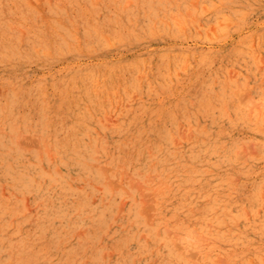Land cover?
Masks as SVG:
<instances>
[{
    "label": "rangeland",
    "instance_id": "1",
    "mask_svg": "<svg viewBox=\"0 0 264 264\" xmlns=\"http://www.w3.org/2000/svg\"><path fill=\"white\" fill-rule=\"evenodd\" d=\"M0 1V156H3L2 158L0 157V264H166L167 262V264H246L247 262H249L250 264H264V0H52L50 4L48 3L50 0H28L32 3L28 2L27 0L26 2H24L25 0ZM11 2L13 5L11 4ZM35 2L37 3L35 4ZM72 2L75 3L73 4ZM154 2L155 4H152ZM28 3L30 5H33L30 7ZM40 3L41 6H39ZM68 3L71 4L70 7ZM34 5H38L39 7ZM120 5L122 6V8ZM146 5L148 8L146 7ZM194 5L197 7H195ZM27 6H29V8ZM103 6L105 9H103ZM184 6L186 7L184 8ZM72 7L74 10L71 9ZM27 8L28 10H26ZM129 8L131 9V12L129 11ZM145 9H147L146 11L148 13L151 11L149 13L150 16L145 11ZM1 10H3L4 12ZM98 10L99 13L96 12ZM182 10L186 15L183 14ZM216 11L218 12L216 13ZM59 12H61V16H59ZM136 14L137 16L135 17ZM196 14L198 15V17ZM14 15L18 16L15 17ZM112 15H114L115 17ZM125 15L128 17H126ZM188 16L191 17L189 18ZM36 17H38L39 19ZM75 17H78L80 19ZM200 17L202 18L200 19ZM90 18L92 20H90ZM134 18H136L138 21ZM145 18L149 20H146ZM8 19L11 22H9ZM50 19L53 21H51ZM70 19L71 21L69 23ZM239 19H242L243 21ZM59 20H61V22ZM132 21L135 22V24H133ZM161 21L163 24H161ZM186 21L189 24L186 23ZM4 22L6 26L2 25ZM21 22H24L25 24H21ZM76 22L78 23V25ZM105 22L106 24H104ZM150 22L152 23V25H154L152 26ZM178 22H180L179 25ZM11 23H14L15 25H11ZM64 24L66 25L64 26ZM187 24L189 26L188 28ZM29 25H32L30 26L31 28L29 27ZM54 25L57 30L55 29ZM118 25L121 27V29L120 27L117 28ZM170 25H172V27ZM125 26L126 29H124ZM35 27L36 29L38 28L37 30L39 32L37 30L35 31ZM73 28L77 29L75 30ZM53 29L58 31L59 37L57 36L58 34H56L57 32ZM133 29L135 30V32ZM50 30L52 31L53 37L55 38H52ZM170 30L173 34H170ZM21 31L23 33H21L20 35ZM129 31L132 35L128 33ZM54 32L60 40L56 38V36H54ZM116 32L118 35L114 34ZM121 32L123 36L121 35ZM162 32L164 33V35ZM154 33L157 34L155 35ZM124 36L126 37V39H124ZM201 36L204 39H201ZM218 37L221 39L219 40ZM98 38L100 39L98 40ZM106 39H109L110 41H107ZM61 40L66 41L65 47H63L64 44L60 43ZM96 40L98 41L96 42ZM121 40L122 42L124 41V44L121 43ZM65 41H62V43H64ZM243 41L246 43H243ZM98 42L101 43L99 44ZM13 44L16 46L14 47ZM55 44L61 45L60 47L56 45V48ZM94 44L97 46H95ZM239 44L242 46H239ZM43 46H45V48ZM47 46L49 47V49L47 48ZM53 46H55V48H53ZM68 46L69 48H67ZM123 46H126V49ZM33 47L35 50L33 49ZM182 47L184 49H182ZM186 47L188 48V50ZM233 47L235 50L233 49ZM86 48L88 50H86ZM78 49L81 50L82 53L81 51L79 52ZM90 50L91 52H89ZM136 50L137 52H135ZM35 52L37 53V55ZM159 52H161L162 54ZM226 52L227 54H225ZM177 53H179V55H177ZM3 54H5L6 56L4 57ZM229 54H231L233 58ZM28 55H30L31 57ZM167 55L169 56L167 57ZM161 56L163 57L162 59ZM172 56L175 59L172 60ZM200 56L201 58H199ZM180 57L182 58L180 59ZM229 58L231 59L230 61ZM137 59L139 61H137ZM209 59L210 62L212 61L213 63H210ZM222 59H224V62L222 61ZM143 62L145 63L143 64ZM201 62L203 63V65ZM81 64H85V66ZM124 64L128 66H125ZM152 64L155 66H153ZM197 64L198 66H196ZM113 65H115L116 69ZM223 66L225 68H223ZM245 66L247 68H244ZM157 68H159L160 70H158ZM146 69L147 71H149L147 72ZM105 70L106 74L104 73ZM211 70L214 71L211 72ZM127 72L130 73L131 76ZM107 73H110L109 76ZM91 74L94 75L91 76ZM79 75L80 77H78ZM137 75L139 76L137 77ZM238 75H241L242 77ZM83 76L84 78L82 79ZM89 76L91 77L89 78ZM175 76L176 78H174ZM190 77L192 79H190ZM195 77L196 79H194ZM100 78H104L108 81H105L104 79H102L101 81ZM155 78L159 81H157ZM205 79L209 82H205ZM186 80L187 82H185ZM128 81L130 82L128 83ZM180 81H182L183 83ZM141 82H143L144 84ZM110 83L113 84L111 85ZM94 84L95 86L100 88H96ZM128 84L129 86H127ZM19 86L21 90L19 89ZM116 87L117 90L119 89L118 91L115 90ZM153 87H155V89ZM27 88H29V90ZM123 89H125L126 92ZM206 89L208 92L205 91ZM98 90L103 91L99 92ZM185 91L188 92V94ZM87 92H89L90 95ZM91 92L93 94H91ZM94 93L97 94L95 95ZM183 93H185V95H183ZM212 94L216 96H213ZM232 94L234 96H232ZM117 95L118 98H116ZM239 96H241L240 99H245V101L242 100L244 103L247 99L251 100L252 102L243 104L242 101H239ZM94 97L96 99H94ZM106 97H109V99H106ZM158 97L160 99H158ZM168 97L171 99H169ZM91 98L93 101L91 100ZM102 99L103 101H101ZM185 100L187 103L185 102ZM9 101H12L13 103ZM190 101L191 104L189 103ZM128 102L130 103V105ZM140 102H142L143 107H141ZM216 103L219 107L216 106ZM46 104L48 105L46 106ZM250 104L252 105L251 109L253 110H250ZM247 105L249 106L247 107ZM12 107L13 109H10ZM188 107H190V111L187 110ZM129 108L131 109L130 111H128ZM181 108H183L184 110ZM3 109H6L7 111H4ZM212 109L215 112H213ZM83 110H86V112H84ZM122 111L125 112L123 113ZM241 111H243L244 113ZM250 111L254 113L251 115L252 112ZM81 112H84L86 116ZM188 112H190V114ZM255 112L258 114H256ZM245 113H247L248 116ZM6 114H8L9 117H7ZM87 114L92 118H90ZM120 114L121 118L119 116ZM173 115L175 116L173 117ZM258 115L262 117H260L259 119ZM39 116L40 118H38ZM95 118L98 119L96 120ZM205 118L206 120H204ZM249 118L251 119V121ZM167 119L171 120V122ZM219 119L222 120V123ZM244 119H248L249 123H247L248 121L245 122ZM76 120H78L80 124L78 121L76 122ZM127 120L129 122H127ZM231 121L233 123H231ZM240 121H242L243 123L241 124ZM75 122L77 124H75ZM185 122H187V124H185ZM236 122L237 124H235ZM97 124L99 127L97 126ZM114 125L116 126V128ZM233 125L235 126L233 127ZM118 126L119 128H117ZM204 126L206 129L203 128ZM121 127L123 128L121 129ZM172 127L174 128L172 129ZM75 128L77 129L75 130ZM255 131L257 133H255ZM164 132H168V134ZM173 132H175V135H173ZM73 133L76 135V138ZM131 133L133 134V136L131 135ZM134 133H136V135ZM83 134H85L86 136ZM190 136L192 137L191 140ZM181 138H183L185 141H182ZM216 138L217 143H215ZM187 139L189 140L187 141ZM174 140H176V142H174ZM201 140H203V144L201 143ZM219 141H222V143H220ZM76 142L78 143L76 144ZM138 143L139 145H137ZM151 143L154 144L152 145ZM86 144L88 145L86 146ZM67 146L69 147L65 148ZM130 146L131 148H129ZM189 147L191 148L189 149ZM65 149L68 151L66 152ZM201 150L203 152H201ZM131 153H133V157L132 155H130ZM18 154L21 156H19ZM65 154L66 156H64ZM180 156H182V158ZM242 156H244V159L240 160ZM121 157L125 158V160ZM189 158H191L190 162ZM196 158L197 161H195ZM235 158L237 161L235 160ZM226 159L228 162L226 161ZM244 160L246 161L244 162ZM131 161H134L133 164ZM8 163H10V165ZM238 165H240L241 168ZM233 166L235 168H233ZM252 168L254 170H252ZM15 169H17V171ZM247 170L249 171V174L247 173ZM228 172L232 173L227 174ZM170 176L172 179H169ZM18 177L20 179H17ZM174 179L177 181H174ZM19 180L22 184H19ZM250 181H252V183ZM57 183L60 185H58ZM174 185L176 186L175 188ZM194 186H197L198 188ZM199 186H201L200 190ZM18 187L20 188V190ZM23 188L26 189L24 190ZM215 188L217 190H220L216 191ZM67 189L68 191H66ZM173 191H177L178 194ZM188 193L192 195H189ZM204 193H207V195ZM228 193H230V195H228ZM10 194H13V196ZM182 194H185L184 196L187 200H184V196ZM255 194L259 197L255 196ZM214 195L217 196L213 197ZM191 198H193V200H191ZM196 200L197 203L195 202ZM225 200L227 201L226 203ZM261 200L262 202H260ZM4 201H6V203H4ZM251 201L253 203V206ZM9 203L11 204V206ZM187 205H189V207ZM164 206H166V208ZM208 206H210V208ZM11 207L13 208L11 209ZM246 207H248V209ZM153 209H157V211H155L156 213L153 212ZM189 209H191L192 211H189ZM240 209L244 210L241 211ZM172 213L176 214L173 215ZM189 213L191 216L189 215ZM237 215L238 217H236ZM195 216L197 220L195 219ZM249 219L255 221L253 222ZM148 226L150 227V229ZM188 227H190L191 230ZM191 236L197 237L199 241L197 238H192ZM216 237H218L217 240L215 239ZM143 238H145V240ZM128 239L131 241H129ZM191 241L193 243H191ZM231 241H233V243ZM171 242L174 246L171 244ZM198 242L201 245H198ZM194 243L197 244L193 245ZM234 244H236L237 246H235ZM146 245L148 247H146L148 251L145 248ZM159 245L163 248L159 247ZM211 245L215 248H211ZM118 246L120 247L118 248ZM72 249L74 251H72ZM210 252H212V254ZM258 253L259 255L257 256ZM155 255H157L158 257ZM182 255L184 258L182 257ZM234 256H237V259ZM178 260H181V262H178ZM232 261H234L235 263Z\"/></svg>",
    "mask_w": 264,
    "mask_h": 264
},
{
    "label": "bare ground",
    "instance_id": "2",
    "mask_svg": "<svg viewBox=\"0 0 264 264\" xmlns=\"http://www.w3.org/2000/svg\"><path fill=\"white\" fill-rule=\"evenodd\" d=\"M23 1H24V0H23ZM23 1H22V2H23ZM27 1H28V0H27ZM31 1H33V0H31ZM36 1H37V0H36ZM45 1H46V0H45ZM51 1H52V0H50L48 3L50 4ZM69 1H70V0H69ZM89 1H90V0H89ZM98 1H99V0H98ZM112 1H113V0H112ZM117 1H118V0H117ZM138 1H139V0H138ZM138 1H137V2H138ZM143 1H144V0H143ZM148 1H149V0H148ZM162 1H163V0H162ZM162 1H161V2H162ZM164 1H165V0H164ZM200 1H201V0H200ZM0 2H1V1H0ZM24 2H26V0H25ZM28 2H30V1H28ZM38 2H39V1H38ZM57 2H58V1H57ZM65 2H67V1H65ZM96 2H97V1H96ZM151 2H152V1H151ZM155 2H157V1H155ZM155 2L152 3V4H155ZM166 2H167V1H166ZM206 2H207V1H206ZM14 3H15V2H14ZM18 3H20V2H18ZM30 3H32V2H30ZM36 3H37V2H35V4H36ZM46 3H47V2H46ZM53 3H54V2H53ZM72 3L74 4L75 2H72ZM101 3H102V1H101ZM104 3H105V2H104ZM128 3H129V2H128ZM128 3H127V4H128ZM146 3H147V2H146ZM182 3H183V2H182ZM182 3H181V4H182ZM1 4H4V3H1ZM11 4H12V2H11ZM26 4H27V3H26ZM28 4H29V3H28ZM68 4H69V3H68ZM79 4H80V3H79ZM95 4H96V3H95ZM106 4H107V3H106ZM119 4H120V2H119ZM122 4H124V3H122ZM131 4H132V3H131ZM159 4H160V3H159ZM165 4H166V3H165ZM165 4H164V5H165ZM199 4H200V3H199ZM199 4H197V5H199ZM6 5H7V4H6ZM12 5H13V4H12ZM16 5H17V4H16ZM18 5H19V4H18ZM29 5H30V4H29ZM32 5H33V4H32ZM32 5H30V7H31ZM38 5H39V4H38ZM38 5H34V6H38ZM117 5H118V4H117ZM132 5H133V4H132ZM136 5H137V3H136ZM141 5H142V3H141ZM141 5H140V6H141ZM168 5H169V4H168ZM168 5H167V6H168ZM190 5H191V4H190ZM190 5H189V6H190ZM39 6H41V3H40ZM39 6H38V7H39ZM67 6H68V5H67ZM70 6H71V4H69V7H70ZM76 6H77V4H76ZM80 6H81V5H80ZM84 6H85V5H84ZM90 6H91V5H90ZM105 6H106V5H105ZM120 6H121V5H120ZM125 6H126V5H125ZM125 6H124V9H125ZM167 6H166V7H167ZM174 6H175V5H174ZM177 6H178V5H177ZM179 6H180V5H179ZM182 6H183V5H182ZM191 6H192V5H191ZM194 6H195V5H194ZM223 6H224V5H223ZM1 7H2V6H1ZM4 7H5V5H4ZM12 7H13V6H12ZM27 7L29 8V6H27ZM85 7H86V6H85ZM96 7H97V6H96ZM146 7H147V5H146ZM149 7H150V6H149ZM156 7H157V6H156ZM185 7H186V6H184V8H185ZM195 7H197V6H195ZM28 8H27L26 10H28ZM32 8H33V7H32ZM82 8H84V7H82ZM82 8H81V9H82ZM92 8H93V7H92ZM121 8H122V6H121ZM142 8H143V7H142ZM147 8H148V7H147ZM150 8H151V7H150ZM152 8H153V7H152ZM168 8H169V7H168ZM168 8H167V9H168ZM193 8H194V7H193ZM208 8H209V6H208ZM219 8H220V7H219ZM222 8H223V7H222ZM0 9H1V8H0ZM5 9H6V8H5ZM38 9H39V8H38ZM44 9H45V8H44ZM71 9H73V7H72ZM78 9H79V8H78ZM86 9H87V8H86ZM103 9H105L104 6H103ZM103 9H102V10H103ZM182 9H183V8H182ZM197 9H198V8H197ZM9 10H10V9H9ZM17 10H18V9H17ZM17 10H16V11H17ZM31 10H32V9H31ZM48 10H49V9H48ZM55 10H56V9H55ZM64 10H65V8H64ZM73 10H74V9H73ZM87 10H88V9H87ZM95 10H96V8H95ZM102 10H101V13H102ZM106 10H108V9H106ZM115 10H116V9H115ZM115 10H114V11H115ZM118 10H119V8H118ZM121 10H123V9H121ZM130 10H131V9L129 8V11H130ZM135 10H137V9H135ZM146 10H147V9H145V11H146ZM159 10H160V9H159ZM193 10H194V9H193ZM205 10H206V9H205ZM214 10H215V9H214ZM1 11H3V10H1ZM32 11H33V10H32ZM36 11H37V10H36ZM40 11H41V10H40ZM50 11H52V10H50ZM62 11H63V10H62ZM62 11H61V12H62ZM141 11H142V10H141ZM182 11H183V10H182ZM3 12H4V11H3ZM3 12H2V13H3ZM6 12H7V11H6ZM17 12H18V11H17ZM53 12H55V11H53ZM61 12H59V16L62 15V14L60 15ZM64 12H65V11H64ZM92 12H93V11H92ZM96 12L99 13V10L96 11ZM106 12H107V11H106ZM116 12H117V10H116ZM120 12H121V11H120ZM126 12H127V10H126ZM130 12H131V11H130ZM135 12H136V11H135ZM138 12H139V11H138ZM146 12H147V11H146ZM150 12H151V11H150ZM150 12H149V13H150ZM192 12H193V11H192ZM197 12H198V11H197ZM217 12H218V11H216V13H217ZM8 13H9V12H8ZM10 13H11V12H10ZM12 13H13V12H12ZM26 13H28V12H26ZM37 13H40V12H37ZM37 13H36V14H37ZM48 13H49V12H48ZM56 13H57V12H56ZM62 13H63V12H62ZM73 13H74V11H73ZM88 13H89V12H88ZM107 13H108V12H107ZM117 13H118V12H117ZM136 13H137V12H136ZM147 13H148V12H147ZM149 13H148V15L150 16ZM159 13H160V12H159ZM205 13H206V12H205ZM16 14H17V13H16ZM33 14H34V13H33ZM50 14H51V12H50ZM57 14H58V13H57ZM86 14H87V12H86ZM93 14H95V13H93ZM105 14H106V13H105ZM115 14H116V13H115ZM141 14H142V13H141ZM151 14H152V13H151ZM183 14H184V11H183ZM189 14H192V13H189ZM206 14H207V13H206ZM240 14H241V13H240ZM240 14H239V15H240ZM26 15H27V14H26ZM74 15H75V13H74ZM81 15H82V14H81ZM81 15H80V16H81ZM88 15H89V14H88ZM127 15H128V14H127ZM139 15H140V14H139ZM148 15H146V16H148ZM152 15H153V14H152ZM152 15H151V16H152ZM184 15H186V14H184ZM196 15H197V14H196ZM4 16H5V15H4ZM4 16H3V17H4ZM14 16H15V15H14ZM17 16H18V15H17ZM17 16H15V17H17ZM84 16H85V15H84ZM112 16H114V15H112ZM117 16H118V15H117ZM120 16H121V15H120ZM125 16H126V15H125ZM130 16H132V15H130ZM136 16H137V14L135 15V17H136ZM205 16H206V15H205ZM205 16H204V17H205ZM242 16H243V15H242ZM15 17H13V18H15ZM23 17H24V16H23ZM33 17H34V16H33ZM33 17H32V18H33ZM38 17H39V16H38ZM38 17H36V18H38ZM40 17H41V15H40ZM43 17H44V15H43ZM91 17H92V16H91ZM114 17H115V16H114ZM126 17H128V16H126ZM158 17H160V16H158ZM174 17H175V16H174ZM177 17H178V16H177ZM188 17H189V16H188ZM188 17H187V18H188ZM190 17H191V16H190ZM190 17H189V18H190ZM197 17H198V15H197ZM206 17H207V16H206ZM210 17H212V16H210ZM218 17H219V16H218ZM4 18H5V17H4ZM20 18H21V17H20ZM20 18H19V19H20ZM75 18H78V17H75ZM75 18H74V19H75ZM104 18H105V17H104ZM117 18H118V17H117ZM120 18H121V17H120ZM132 18H133V17H132ZM140 18H141V17H140ZM147 18H148V17H147ZM147 18H145V19H146V20H149V19H147ZM175 18H176V17H175ZM181 18H182V17H181ZM201 18H202V17H200V19H201ZM220 18H221V17H220ZM220 18H219V19H220ZM230 18H231V17H230ZM28 19H29V18H28ZM38 19H39V18H38ZM78 19H80V18H78ZM93 19H94V18H93ZM109 19H110V18H109ZM111 19H112V18H111ZM115 19H116V18H115ZM134 19L137 20L136 18H134ZM143 19H144V16H143ZM150 19H151V18H150ZM153 19H154V17H153ZM161 19H162V17H161ZM179 19H180V18H179ZM204 19H205V18H204ZM217 19H218V18H217ZM232 19H233V17H232ZM236 19H237V18H236ZM5 20H7V19H5ZM24 20H25V19H24ZM32 20H33V19H32ZM40 20H41V19H40ZM50 20H51V19H50ZM55 20H56V19H55ZM55 20H54V21H55ZM83 20H84V19H83ZM83 20H82V21H83ZM87 20H88V19H87ZM90 20H92V19L90 18ZM117 20H118V19H117ZM120 20H123V19H120ZM146 20H145V21H146ZM159 20H160V19H159ZM171 20H172V19H171ZM194 20H196V19H194ZM198 20H199V18H198ZM207 20H208V19H207ZM224 20H225V19H224ZM239 20H242V19H239ZM1 21H2V20H1ZM8 21H9V19H8ZM19 21H20V20H19ZM36 21H37V20H36ZM51 21H53V20H51ZM59 21L61 22V20H59ZM64 21H65V20H64ZM70 21H71V19L69 20V23H70ZM93 21H94V20H93ZM106 21H107V20H106ZM108 21H109V20H108ZM111 21H113V20H111ZM111 21H110V22H111ZM125 21H126V20H125ZM137 21H138V20H137ZM166 21H167V20H166ZM233 21H234V20H233ZM242 21H243V20H242ZM9 22H11V21H9ZM30 22H31V20H30ZM55 22H56V21H55ZM96 22H97V21H96ZM110 22H109V23H110ZM115 22H116V21H115ZM132 22H133V21H132ZM170 22H171V21H170ZM176 22H177V21H176ZM193 22H194V21H193ZM196 22H197V21H196ZM196 22H195V23H196ZM212 22H213V21H212ZM215 22H216V21H215ZM240 22H241V21H240ZM23 23H24V22H23ZM23 23L21 22V24H23ZM64 23H65V22H64ZM76 23H77V22H76ZM83 23H84V22H83ZM101 23H102V22H101ZM111 23H112V22H111ZM121 23H123V22H121ZM143 23H144V22H143ZM150 23H151V22H150ZM171 23H172V22H171ZM179 23H180V22H178V25H179ZM186 23H188V22L186 21ZM244 23H245V22H244ZM0 24H1V23H0ZM12 24H14V23H11V25H12ZM16 24H17V23H16ZM24 24H25V23H24ZM28 24H29V23H28ZM34 24H35V20H34ZM96 24H98V23H96ZM104 24H106V22H105ZM107 24H108V23H107ZM133 24H135V22H133ZM133 24H132V27H133ZM136 24H137V23H136ZM146 24H147V23H146ZM155 24H157V23H155ZM161 24H163L162 21H161ZM165 24H166V23H165ZM181 24H182V23H181ZM188 24H189V23H188ZM188 24H187V28L189 27ZM226 24H227V23H226ZM234 24H235V23H234ZM241 24H242V23H241ZM245 24H246V23H245ZM2 25H5V22H4ZM14 25H15V24H14ZM57 25H58V24H57ZM65 25H66V24H64V26H65ZM77 25H78V23H77ZM81 25H82V24H81ZM119 25H120V24H119ZM119 25L117 26V28L120 27ZM140 25H142V24H140ZM151 25H152V23H151ZM153 25H154V24H153ZM153 25H152V26H153ZM174 25H176V24H174ZM5 26H6V25H5ZM8 26H9V24H8ZM30 26H32V25H29V27H30ZM69 26H70V25H69ZM96 26H97V25H96ZM107 26H108V25H107ZM109 26H110V25H109ZM145 26H146V25H145ZM170 26L172 27V25H170ZM191 26H192V25H191ZM222 26H223V25H222ZM230 26H231V25H230ZM233 26H234V25H233ZM238 26H239V24H238ZM0 27H1V26H0ZM18 27H19V26H18ZM25 27H28V26H25ZM54 27H55V25H54ZM57 27H58V26H57ZM60 27H61V25H60ZM71 27H72V26H71ZM77 27H78V26H77ZM98 27H99V26H98ZM98 27H97V28H98ZM123 27H124V26H123ZM129 27H130V26H129ZM132 27H131V28H132ZM165 27H166V26H165ZM184 27H186V26H184ZM2 28H3V27H2ZM4 28H6V27H4ZM23 28H24V26H23ZM30 28H31V27H30ZM51 28H52V27H51ZM63 28H64V27H63ZM68 28H69V27H68ZM110 28H111V27H110ZM136 28H137V27H136ZM145 28H146V27H145ZM153 28H154V27H153ZM153 28H152V29H153ZM193 28H194V27H193ZM237 28H238V27H237ZM9 29H10V27H9ZM9 29H8V30H9ZM15 29H16V28H15ZM21 29H22V28H21ZM32 29H33V28H32ZM37 29H38V28H37ZM37 29H36V27H35V31H36ZM55 29H56V27H55ZM55 29H53V30H55ZM65 29H67V28H65ZM73 29H75V28H73ZM76 29H77V28H76ZM76 29H75V30H76ZM89 29H90V28H89ZM95 29H96V28H95ZM112 29H113V28H112ZM120 29H121V27H120ZM124 29H126V26H125ZM177 29H178V28H177ZM232 29H233V28H232ZM235 29H236V28H235ZM11 30H12V29H11ZM28 30H29V29H28ZM39 30H40V29H39ZM56 30H57V29H56ZM56 30H55V31H56ZM96 30H97V29H96ZM110 30H111V29H110ZM131 30H132V29H131ZM133 30H134V29H133ZM153 30H154V29H153ZM159 30H160V29H159ZM174 30H175V29H174ZM183 30H185V29H183ZM188 30H189V29H188ZM9 31H10V30H9ZM14 31H15V30H14ZM18 31H20V30H18ZM37 31H38V30H37ZM40 31H41V30H40ZM50 31H51V30H50ZM98 31H99V30H98ZM125 31H126V30H125ZM155 31H156V30H155ZM160 31H161V30H160ZM164 31H165V30H164ZM170 31H171V30H170ZM209 31H210V30H209ZM28 32H29V31H28ZM38 32H39V31H38ZM56 32H57L56 34H58V31H56ZM60 32H61V31H60ZM75 32H76V31H75ZM75 32H74V33H75ZM80 32H81V31H80ZM106 32H107V31H106ZM134 32H135V30H134ZM174 32H175V31H174ZM188 32H189V31H188ZM193 32H194V31H193ZM21 33H23V32L21 31V32H20V35H21ZM24 33H25V32H24ZM66 33H67V32H66ZM66 33H65V34H66ZM98 33H99V32H98ZM123 33H124V32H123ZM128 33L130 34V31H129ZM137 33H138V32H137ZM139 33H140V32H139ZM162 33H163V32H162ZM171 33H172V31L170 32V34H171ZM205 33H206V32H205ZM209 33H210V32H209ZM219 33H220V32H219ZM27 34H28V33H27ZM37 34H38V33H37ZM68 34H69V33H68ZM88 34H89V33H88ZM114 34L118 35L117 32L114 33ZM135 34H136V33H135ZM148 34H149V33H148ZM154 34L156 35L157 33H154ZM154 34H153V35H154ZM165 34H166V32H165ZM172 34H173V33H172ZM175 34H176V33H175ZM186 34H187V33H186ZM199 34H200V33H199ZM225 34H227V33H225ZM25 35H26V34H25ZM34 35H35V34H34ZM51 35H52V38H55V37H53L52 31H51ZM89 35H90V34H89ZM93 35H94V34H93ZM101 35H102V33H101ZM101 35H100V36H101ZM121 35H122V32H121ZM130 35H132V34H130ZM139 35H140V34H139ZM141 35H142V34H141ZM145 35H146V34H145ZM163 35H164V33H163ZM189 35H191V34H189ZM212 35H213V34H212ZM212 35H211V36H212ZM218 35H219V34H218ZM1 36H3V35H1ZM35 36H36V35H35ZM38 36H39V35H38ZM42 36H43V35H42ZM44 36H45V35H44ZM46 36H47V35H46ZM54 36H56V35H55V32H54ZM57 36L59 37V34H58ZM57 36H56V38H58ZM91 36H92V35H91ZM91 36H90V37H91ZM107 36H108V35H107ZM122 36H123V35H122ZM122 36H121V37H122ZM134 36H135V35H134ZM168 36H169V35H168ZM172 36H173V35H172ZM215 36H216V35H215ZM219 36H220V35H219ZM222 36H223V35H222ZM225 36H226V35H225ZM9 37H10V36H9ZM11 37H12V35H11ZM19 37H21V36H19ZM22 37H23V36H22ZM30 37H31V34H30ZM66 37H67V36H66ZM87 37H88V35H87ZM104 37H105V35H104ZM124 37H125V36H124ZM146 37H147V36H146ZM151 37H152V36H151ZM154 37H155V36H154ZM164 37H165V36H164ZM177 37H178V36H177ZM184 37H185V36H184ZM193 37H194V36H193ZM195 37H197V36H195ZM255 37H256V36H255ZM16 38H17V37H16ZM37 38H38V37H37ZM47 38H48V37H47ZM60 38H61V35H60ZM74 38H75V37H74ZM108 38H109V37H108ZM113 38H114V37H113ZM115 38H117V37H115ZM118 38H120V37H118ZM130 38H131V37H130ZM139 38H140V37H139ZM218 38H219V37H218ZM218 38H217V39H218ZM20 39H21V38H20ZM20 39H19V40H20ZM33 39H34V38H33ZM39 39H40V38H39ZM58 39H59V38H58ZM69 39H70V38H69ZM72 39H73V38H72ZM78 39H79V38H78ZM84 39H85V38H84ZM90 39H91V38H90ZM99 39H100V38H98V40H99ZM121 39H122V38H121ZM124 39H126V37H125ZM124 39H123V40H124ZM131 39H132V38H131ZM148 39H149V38H148ZM180 39H181V38H180ZM184 39H185V38H184ZM194 39H195V38H194ZM201 39H204V38H202V36H201ZM205 39H206V38H205ZM208 39H209V38H208ZM220 39H221V38H219V40H220ZM28 40H29V39H28ZM52 40H53V39H52ZM59 40H60V39H59ZM59 40H58V41H59ZM67 40H68V39H67ZM92 40H93V39H92ZM98 40H96V42H97ZM106 40L108 41L109 39H106ZM111 40H112V39H111ZM127 40H128V39H127ZM136 40H137V39H136ZM142 40H143V39H142ZM142 40H140V41H142ZM145 40H146V39H145ZM243 40H244V39H243ZM30 41H31V40H30ZM41 41H43V40H41ZM44 41H45V40H44ZM62 41H65V40H61V41H60L61 44H64V46H63V45H62V46L65 47V46H66V45H65L66 41H65L64 43H62ZM70 41H71V40H70ZM72 41H74V40H72ZM79 41H80V40H79ZM89 41H90V40H89ZM109 41H110V40H109ZM124 41H125V40H124ZM124 41H123V42H124ZM131 41H132V40H131ZM187 41H188V40H187ZM212 41H214V40H212ZM217 41H218V40H217ZM17 42H18V41H17ZM39 42H40V41H39ZM46 42H47V41H46ZM56 42H57V41H56ZM85 42H86V41H85ZM101 42H102V41H101ZM101 42H100V43H101ZM119 42H120V41H119ZM119 42H118V43H119ZM123 42H122V40H121V43H123ZM137 42H138V41H137ZM146 42H147V41H146ZM148 42H149V40H148ZM179 42H180V41H179ZM206 42H207V40H206ZM43 43H44V42H43ZM43 43H42V44H43ZM68 43H69V42H68ZM71 43H73V42H71ZM74 43H75V42H74ZM92 43H93V42H92ZM98 43H99V42H98ZM100 43H99V44H100ZM144 43H145V42H144ZM180 43H181V42H180ZM183 43H184V42H183ZM200 43H201V42H200ZM240 43H241V42H240ZM243 43H246V42L243 41ZM39 44H40V43H39ZM45 44H46V43H45ZM61 44H60V45H61ZM76 44H77V43H76ZM87 44H88V43H87ZM95 44H96V43H95ZM95 44H94V45H95ZM112 44H113V43H112ZM123 44H124V43H123ZM141 44H142V43H141ZM156 44H157V42H156ZM174 44H175V43H174ZM174 44H172V45H174ZM202 44H203V43H202ZM204 44H205V43H204ZM1 45H2V44H1ZM13 45H14V44H13ZM19 45H20V44H19ZM33 45H34V44H33ZM33 45H32V46H33ZM46 45H47V44H46ZM56 45L60 47V45L55 44V46H56ZM67 45H68V44H67ZM72 45H73V44H72ZM77 45H78V44H77ZM90 45H91V44H90ZM90 45H89V46H90ZM94 45H93V46H94ZM3 46H4V45H3ZM15 46H16V45H14V47H15ZM55 46H53V48H55ZM57 46H56V48H57ZM95 46H97V45H95ZM102 46H103V45H102ZM113 46H114V45H113ZM113 46H112V47H113ZM152 46H153V45H152ZM152 46H151V47H152ZM178 46H179V45H178ZM239 46H242V45L239 44ZM239 46H238V47H239ZM43 47L45 48V46H43ZM43 47H41V48H43ZM59 47H58V48H59ZM112 47H111V48H112ZM123 47H124V46H123ZM125 47H126V46H125ZM125 47H124V48H125ZM153 47H154V46H153ZM2 48H3V47H2ZM4 48H6V47H4ZM18 48H21V47H18ZM39 48H40V47H39ZM47 48L49 49L48 46H47ZM67 48H69V46H68ZM80 48H81V47H80ZM87 48H88V47H87ZM87 48H86V50H88ZM90 48H91V47H90ZM95 48H96V47H95ZM104 48H105V47H104ZM109 48H110V46H109ZM109 48H107V49H109ZM160 48H161V47H160ZM186 48H187V47H186ZM186 48H185V49H186ZM7 49H8V48H7ZM15 49H16V48H15ZM33 49H34V47H33ZM36 49H38V48H36ZM60 49H61V48H60ZM125 49H126V48H125ZM145 49H146V48H145ZM182 49H184V48L182 47ZM233 49H234V47H233ZM8 50H9V49H8ZM10 50H11V49H10ZM18 50H19V49H18ZM34 50H35V49H34ZM45 50H46V49H45ZM57 50H58V49H57ZM78 50H79V49H78ZM91 50H92V49H91ZM91 50H90L89 52H91ZM96 50H97V49H96ZM141 50H142V49H141ZM157 50H158V49H157ZM170 50H171V49H170ZM172 50H173V49H172ZM187 50H188V48H187ZM203 50H204V49H203ZM229 50H230V49H229ZM234 50H235V49H234ZM4 51H5V50H4ZM47 51H48V50H47ZM47 51H46V52H47ZM59 51H60V50H59ZM70 51H71V48H70ZM80 51H81V50H79V52H80ZM98 51H99V48H98ZM116 51H117V50H116ZM143 51H146V50H143ZM151 51H152V50H151ZM194 51H195V49H194ZM204 51H205V50H204ZM204 51H203V52H204ZM227 51H228V50H227ZM236 51H238V50H236ZM8 52H9V51H8ZM8 52H7V53H8ZM18 52H19V51H18ZM25 52H26V51H25ZM28 52H29V50H28ZM31 52H32V51H31ZM36 52H37V51H36ZM36 52H35V53H36ZM48 52H49V51H48ZM50 52H51V51H50ZM63 52H64V51H63ZM63 52H62V53H63ZM74 52H76V51H74ZM74 52H73V53H74ZM84 52H85V51H84ZM84 52H83V53H84ZM87 52H88V51H87ZM89 52H88V53H89ZM94 52H95V51H94ZM96 52H97V51H96ZM121 52H122V51H121ZM135 52H137V50H136ZM201 52H202V51H201ZM228 52H229V51H228ZM14 53H15V52H14ZM16 53H17V52H16ZM54 53H55V52H54ZM65 53H66V51H65ZM81 53H82V51H81ZM125 53H126V52H125ZM159 53H161V52H159ZM209 53H210V52H209ZM215 53H216V52H215ZM222 53H224V52H222ZM229 53H230V52H229ZM1 54H2V53H1ZM20 54H21V53H20ZM42 54H43V53H42ZM67 54H68V53H67ZM79 54H80V53H79ZM89 54H90V53H89ZM92 54H93V53H92ZM149 54H150V53H149ZM161 54H162V53H161ZM166 54H167V52H166ZM188 54H189V53H188ZM199 54H200V53H199ZM225 54H227V52H226ZM7 55H8V54H7ZM36 55H37V53H36ZM49 55H50V54H49ZM49 55H48V56H49ZM58 55H59V53H58ZM60 55H61V53H60ZM84 55H85V54H84ZM132 55H133V54H132ZM141 55H142V54H141ZM177 55H179V53H177ZM191 55H192V53H191ZM215 55H217V54H215ZM223 55H224V54H223ZM229 55H231V54H229ZM3 56L5 57L6 55L3 54ZM28 56H30V55H28ZM38 56H39V55H38ZM52 56H53V55H52ZM52 56H51V57H52ZM114 56H115V55H114ZM117 56H118V55H117ZM127 56H128V55H127ZM127 56H126V57H127ZM151 56H152V55H151ZM162 56H164V55H162ZM162 56H161V59L163 58ZM168 56H169V55H167V57H168ZM207 56H208V55H207ZM224 56H225V55H224ZM226 56H227V55H226ZM231 56H232V55H231ZM17 57H18V56H17ZM20 57H21V55H20ZM20 57H19V58H20ZM30 57H31V56H30ZM39 57H40V56H39ZM55 57H57V56H55ZM59 57H60V56H59ZM59 57H58V58H59ZM93 57H94V56H93ZM129 57H130V56H129ZM176 57H177V56H176ZM188 57H189V55H188ZM214 57H215V56H214ZM236 57H237V56H236ZM236 57H235V58H236ZM241 57H242V56H241ZM11 58H12V57H11ZM44 58H45V57H44ZM83 58H84V57H83ZM96 58H97V57H96ZM96 58H93V59H96ZM118 58H119V57H118ZM138 58H139V57H138ZM157 58H158V57H157ZM181 58H182V57H180V59H181ZM199 58H201V56H200ZM232 58H233V56H232ZM242 58H243V57H242ZM0 59H1V58H0ZM14 59H15V58H14ZM14 59H13V60H14ZM16 59H17V58H16ZM42 59H43V58H42ZM49 59H50V58H49ZM106 59H107V58H106ZM166 59H168V58H166ZM171 59L173 60V59H175V58H173V56H172ZM177 59H178V58H177ZM193 59H194V58H193ZM197 59H198V58H197ZM197 59H196V60H197ZM210 59H211V56H210ZM210 59H209V62H210ZM214 59H215V58H214ZM214 59H213V60H214ZM238 59H241V58H238ZM10 60H11V59H10ZM23 60H24V59H23ZM84 60H85V59H84ZM89 60H90V59H89ZM99 60H100V59H99ZM110 60H111V59H110ZM127 60H128V59H127ZM135 60H136V59H135ZM163 60H164V59H163ZM194 60H195V59H194ZM230 60H231V59L229 58V61H230ZM234 60H235V59H234ZM86 61H87V60H86ZM86 61H85V62H86ZM97 61H98V60H97ZM102 61H103V60H102ZM104 61H105V60H104ZM137 61H139V60L137 59ZM149 61H150V60H149ZM174 61H175V60H174ZM179 61H180V60H179ZM186 61H187V60H186ZM198 61H199V60H198ZM198 61H197V62H198ZM207 61H208V60H207ZM222 61L224 62V59H222ZM237 61H238V60H237ZM0 62H1V61H0ZM71 62H72V61H71ZM82 62H83V61H82ZM121 62H122V61H121ZM123 62H124V60H123ZM123 62H122V63H123ZM126 62H128V61H126ZM132 62H133V61H132ZM150 62H151V61H150ZM197 62H196V63H197ZM205 62H206V61H205ZM211 62H212V61H211ZM211 62H210V63H211ZM226 62H227V60H226ZM68 63H70V62H68ZM73 63H74V62H73ZM73 63H72V64H73ZM75 63H78V62H75ZM119 63H120V62H119ZM137 63H138V62H137ZM137 63H136V64H137ZM144 63H145V62H143V64H144ZM164 63H165V62H164ZM169 63H170V62H169ZM188 63H189V62H188ZM201 63H202V62H201ZM210 63H209V64H210ZM212 63H213V62H212ZM232 63H233V60H232ZM3 64H4V63H3ZM59 64H60V63H59ZM66 64H67V63H66ZM115 64H116V63H115ZM126 64H127V63H126ZM150 64H151V63H150ZM223 64H224V63H223ZM57 65H58V64H57ZM67 65H68V64H67ZM81 65H84V66H85V64H81ZM124 65H125V64H124ZM152 65H153V64H152ZM168 65H169V64H168ZM186 65H187V64H186ZM202 65H203V63H202ZM210 65H211V64H210ZM226 65H227V64H226ZM234 65H235V64H234ZM72 66H73V65H72ZM77 66H78V65H77ZM113 66H114V68H115V65H113ZM125 66H128V65H125ZM146 66H147V65H146ZM153 66H155V65H153ZM166 66H167V64H166ZM166 66H164V67H166ZM173 66H174V65H173ZM178 66H179V65H178ZM196 66H198V64H197ZM212 66H213V65H212ZM212 66H211V68H212ZM237 66H238V65H237ZM241 66H242V65H241ZM246 66H247V64H246ZM246 66H245L244 68H247ZM31 67H32V66H31ZM80 67H82V66H80ZM107 67H108V66H107ZM111 67H112V66H111ZM133 67H134V66H133ZM140 67H141V65H140ZM164 67H162V68H164ZM185 67H186V66H185ZM218 67H219V66H218ZM221 67H222V66H221ZM229 67H230V66H229ZM238 67H239V66H238ZM249 67H250V66H249ZM60 68H61V67H60ZM72 68H73V67H72ZM126 68H127V67H126ZM130 68H131V67H130ZM189 68H190V67H189ZM204 68H205V67H204ZM213 68H214V67H213ZM223 68H225V67L223 66ZM57 69H58V67H57ZM74 69H75V68H74ZM89 69H90V68H89ZM106 69H107V68H106ZM108 69H109V68H108ZM115 69H116V68H115ZM127 69H128V68H127ZM134 69H135V68H134ZM140 69H141V68H140ZM157 69L160 70L159 68H157ZM193 69H195V68H193ZM215 69H216V67H215ZM236 69H237V67H236ZM241 69H242V68H241ZM68 70H69V69H68ZM70 70H71V69H70ZM112 70H113V69H112ZM112 70H110V71H112ZM123 70H124V69H123ZM123 70H122V71H123ZM128 70H129V69H128ZM183 70H185V69H183ZM191 70H192V69H191ZM251 70H252V69H251ZM251 70H250V71H251ZM52 71H53V70H52ZM52 71H51V72H52ZM64 71H65V70H64ZM88 71H89V70H88ZM93 71H94V70H93ZM110 71H109V72H110ZM116 71H118V70H116ZM126 71H127V70H126ZM131 71H132V70H131ZM146 71H147V69H146ZM148 71H149V70H148ZM148 71H147V72H148ZM166 71H168V70H166ZM173 71H174V70H173ZM213 71H214V70H211V72H213ZM48 72H49V71H48ZM51 72H50V73H51ZM57 72H58V71H57ZM70 72H71V71H70ZM70 72H69V73H70ZM91 72H92V71H91ZM128 72H129V71H128ZM128 72H127V73H128ZM132 72H133V71H132ZM144 72H145V71H144ZM171 72H172V71H171ZM179 72H180V71H179ZM185 72H186V71H185ZM190 72H191V71H190ZM190 72H189V73H190ZM215 72H216V71H215ZM46 73H47V72H46ZM55 73H56V72H55ZM104 73L106 74V70H105ZM110 73H111V72H110ZM110 73H109V74H110ZM125 73H126V72H125ZM133 73H134V72H133ZM138 73H139V72H138ZM140 73H141V72H140ZM155 73H156V72H155ZM159 73H160V72H159ZM181 73H182V72H181ZM216 73H217V72H216ZM223 73H224V71H223ZM250 73H251V72H250ZM83 74H84V73H83ZM88 74H90V73H88ZM102 74H103V73H102ZM107 74H108V73H107ZM109 74H108V76H109ZM122 74H124V73H122ZM128 74L130 75V73H128ZM134 74H135V73H134ZM150 74H151V73H150ZM161 74H162V73H161ZM7 75H8V74H7ZM84 75H85V74H84ZM86 75H87V71H86ZM92 75H94V74H91V76H92ZM98 75H99V73H98ZM153 75H155V74H153ZM168 75H169V74H168ZM178 75H179V73H178ZM190 75H191V74H190ZM195 75H196V73H195ZM219 75H220V74H219ZM226 75H227V74H226ZM39 76H40V75H39ZM55 76H56V75H55ZM73 76H74V75H73ZM73 76H72V77H73ZM91 76H89V78H90ZM102 76H103V75H102ZM102 76H101V77H102ZM105 76H106V75H105ZM108 76H107V77H108ZM110 76H111V75H110ZM114 76H115V74H114ZM130 76H131V75H130ZM138 76H139V75H137V77H138ZM159 76H160V74H159ZM172 76H173V75H172ZM185 76H187V75H185ZM193 76H194V75H193ZM211 76H212V75H211ZM233 76H234V75H233ZM238 76H241V75H238ZM52 77H53V75H52ZM78 77H80V75H79ZM154 77H155V76H154ZM177 77H178V76H177ZM183 77H184V76H183ZM188 77H189V76H188ZM213 77H214V76H213ZM217 77H218V76H217ZM223 77H224V76H223ZM241 77H242V76H241ZM83 78H84V76L82 77V79H83ZM85 78H86V77H85ZM89 78H88V79H89ZM141 78H142V77H141ZM141 78H140V79H141ZM162 78H164V77H162ZM174 78H176V76H175ZM198 78H199V77H198ZM203 78H204V77H203ZM8 79H9V78H8ZM62 79H63V78H62ZM82 79H81V81H82ZM100 79H101V78H100ZM102 79H104V78H102ZM102 79H101V81H102ZM119 79H120V78H119ZM140 79H139V80H140ZM146 79H147V78H146ZM155 79H156V78H155ZM169 79H170V78H169ZM177 79H178V78H177ZM177 79H176V81H177ZM190 79H192V78L190 77ZM194 79H196V77H195ZM236 79H238V78H236ZM104 80H105V79H104ZM124 80H125V79H124ZM127 80H128V79H127ZM139 80H138V81H139ZM143 80H144V79H143ZM156 80H157V79H156ZM161 80H162V79H161ZM174 80H175V79H174ZM205 80H206V79H205ZM207 80H208V78H207ZM207 80H206L205 82H209V81H207ZM220 80H221V79H220ZM4 81H5V80H4ZM6 81H7V80H6ZM73 81H74V80H73ZM92 81H93V80H92ZM95 81H96V80H95ZM105 81H108V80H105ZM109 81H110V79H109ZM111 81H112V80H111ZM116 81H117V80H116ZM133 81H134V80H133ZM157 81H159V80H157ZM189 81H190V80H189ZM189 81H188V82H189ZM194 81H195V80H194ZM218 81H219V80H218ZM222 81H223V80H222ZM241 81H242V80H241ZM2 82H3V81H2ZM88 82H89V81H88ZM129 82H130V81H128V83H129ZM155 82H156V81H155ZM164 82H165V81H164ZM178 82H179V81H178ZM180 82H182V81H180ZM185 82H187V80H186ZM190 82H191V81H190ZM205 82H204V83H205ZM220 82H221V81H220ZM12 83H13V82H12ZM12 83H11V84H12ZM36 83H37V82H36ZM40 83H41V82H40ZM42 83H43V82H42ZM71 83H72V82H71ZM90 83H91V82H90ZM90 83H89V84H90ZM113 83H114V82H113ZM113 83H110V84L112 85ZM118 83H119V82H118ZM141 83H143V82H141ZM145 83H146V82H145ZM153 83H154V82H153ZM182 83H183V82H182ZM217 83H218V82H217ZM89 84H87V85H89ZM121 84H122V83H121ZM143 84H144V83H143ZM157 84H158V83H157ZM166 84H167V83H166ZM172 84H173V83H172ZM176 84H177V83H176ZM179 84H180V83H179ZM194 84H195V83H194ZM202 84H203V83H202ZM230 84H231V83H230ZM20 85H21V84H20ZM37 85H38V84H37ZM73 85H74V84H73ZM73 85H72V86H73ZM96 85H97V84H96ZM104 85H105V84H104ZM107 85H108V84H107ZM125 85H126V84H125ZM133 85H134V84H133ZM139 85H140V84H139ZM177 85H178V84H177ZM43 86H44V85H43ZM54 86H55V85H54ZM64 86H65V85H64ZM68 86H69V85H68ZM81 86H82V85H81ZM90 86H91V85H90ZM94 86H95V84H94ZM99 86H100V85H99ZM121 86H122V85H121ZM127 86H129V84H128ZM162 86H163V85H162ZM168 86H169V85H168ZM171 86H172V85H171ZM187 86H189V85H187ZM199 86H200V85H199ZM203 86H204V85H203ZM213 86H214V85H213ZM31 87H33V86H31ZM39 87H40V86H39ZM69 87H70V86H69ZM69 87H68V88H69ZM82 87H83V86H82ZM95 87H96V88H100V87H97V86H95ZM113 87H114V86H113ZM118 87H119V86H118ZM146 87H147V86H146ZM70 88H71V87H70ZM73 88H74V87H73ZM80 88H81V87H80ZM153 88L155 89V87H153ZM160 88H161V87H160ZM165 88H166V87H165ZM168 88H169V87H168ZM185 88H186V86H185ZM187 88H188V87H187ZM223 88H224V87H223ZM235 88H236V87H235ZM19 89H20V86H19ZM27 89L29 90V88H27ZM37 89H38V88H37ZM63 89H64V88H63ZM66 89H67V88H66ZM87 89H88V86H87ZM109 89H110V87H109ZM130 89H131V88H130ZM188 89H189V88H188ZM193 89H194V88H193ZM193 89H192V90H193ZM195 89H196V88H195ZM202 89H203V88H202ZM217 89H218V88H217ZM219 89H220V88H219ZM225 89H227V88H225ZM11 90H12V89H11ZM13 90H14V89H13ZM20 90H21V89H20ZM25 90H26V88H25ZM74 90H75V89H74ZM76 90H77V89H76ZM107 90H108V89H107ZM115 90H117V87H116ZM118 90H119V89H118ZM118 90H117V91H118ZM123 90H125V89H123ZM136 90H137V89H136ZM140 90H141V89H140ZM192 90H191V91H192ZM198 90H199V89H198ZM230 90H231V89H230ZM22 91H23V90H22ZM71 91H72V89H71ZM86 91H87V90H86ZM86 91H85V92H86ZM88 91H89V90H88ZM98 91L100 92V91H103V90H98ZM141 91H142V90H141ZM145 91H146V90H145ZM156 91H157V90H156ZM199 91H200V90H199ZM205 91H207V89H206ZM210 91H211V90H210ZM214 91H215V89H214ZM217 91H218V90H217ZM56 92H57V91H56ZM60 92H61V91H60ZM67 92H68V91H67ZM81 92H82V91H81ZM109 92H110V91H109ZM115 92H116V91H115ZM125 92H126V90H125ZM149 92H150V91H149ZM153 92H154V90H153ZM166 92H168V91H166ZM172 92H173V91H172ZM179 92H180V90H179ZM185 92H186V91H185ZM207 92H208V91H207ZM17 93H19V92H17ZM32 93H33V92H32ZM87 93L90 95L89 92H87ZM103 93H104V92H103ZM111 93H112V92H111ZM113 93H114V92H113ZM175 93H176V91H175ZM186 93L188 94V92H186ZM194 93H195V92H194ZM212 93H213V92H212ZM82 94H83V93H82ZM91 94H93V93L91 92ZM94 94L96 95L97 93H94ZM101 94H102V93H101ZM104 94H105V93H104ZM115 94H116V93H115ZM137 94H138V93H137ZM153 94H154V93H153ZM158 94H159V93H158ZM205 94H206V93H205ZM214 94H215V92H214ZM76 95H77V94H76ZM111 95H112V94H111ZM181 95H182V93H181ZM183 95H185V93H183ZM210 95H211V94H210ZM212 95H213V94H212ZM225 95H226V94H225ZM20 96H21V95H20ZM77 96H78V95H77ZM112 96H113V95H112ZM122 96H123V95H122ZM141 96H142V95H141ZM158 96H159V95H158ZM213 96H216V95H213ZM213 96H212V97H213ZM227 96H229V95H227ZM232 96H234V95L232 94ZM236 96H237V95H236ZM42 97H44V96H42ZM101 97H103V96H101ZM114 97H115V96H114ZM124 97H125V96H124ZM151 97H153V96H151ZM162 97H163V96H162ZM166 97H167V96H166ZM240 97H241V96H239V99H240ZM242 97H244V96H242ZM72 98H73V97H72ZM72 98H71V99H72ZM76 98H77V97H76ZM98 98H99V97H98ZM107 98L109 99V97H106V99H107ZM116 98H118V95H117ZM130 98H131V97H130ZM133 98H134V97H133ZM133 98H132V99H133ZM168 98H169V97H168ZM177 98H178V97H177ZM203 98H204V97H203ZM217 98H218V97H217ZM217 98H216V99H217ZM219 98H220V97H219ZM43 99H44V98H43ZM43 99H42V100H43ZM79 99H80V98H79ZM89 99H90V98H89ZM94 99H96V98L94 97ZM158 99H160V98L158 97ZM169 99H171V98H169ZM191 99H192V98H191ZM226 99H227V98H226ZM74 100H75V98H74ZM91 100H92V98H91ZM123 100H124V99H123ZM126 100H127V99H126ZM140 100H142V99H140ZM187 100H188V99H187ZM192 100H193V99H192ZM201 100H202V99H201ZM211 100H212V99H211ZM227 100H228V99H227ZM242 100L245 101L244 98H243V99H240L239 101H242ZM24 101H25V100H24ZM83 101H84V100H83ZM83 101H82V102H83ZM92 101H93V100H92ZM101 101H103V99H102ZM138 101H139V99H138ZM144 101H145V100H144ZM182 101H183V98H182ZM193 101H194V100H193ZM217 101H218V100H217ZM232 101H233V100H232ZM9 102H12V101H9ZM25 102H26V101H25ZM45 102H46V101H45ZM82 102H81V103H82ZM97 102H98V101H97ZM104 102H105V101H104ZM121 102H122V99H121ZM149 102H150V100H149ZM185 102H186V100H185ZM248 102L251 103L252 101H251V100H248V99L246 100L245 103L242 101L243 104H246V103H248ZM12 103H13V102H12ZM40 103H43V102H40ZM46 103H47V102H46ZM84 103H85V102H84ZM110 103H111V101H110ZM128 103H129V102H128ZM140 103H141V107H143L142 102H140ZM140 103H139V104H140ZM186 103H187V102H186ZM189 103L191 104V101H190ZM193 103H194V102H193ZM218 103H219V102H218ZM5 104H6V103H5ZM10 104H11V103H10ZM77 104H78V103H77ZM86 104H87V103H86ZM89 104H90V103H89ZM91 104H93V103H91ZM101 104H102V102H101ZM108 104H109V103H108ZM118 104H119V103H118ZM183 104H184V101H183ZM203 104H204V103H203ZM211 104H212V103H211ZM21 105H22V104H21ZM47 105H48V104H46V106H47ZM75 105H76V104H75ZM94 105H95V104H94ZM97 105H98V104H97ZM129 105H130V103H129ZM165 105H166V104H165ZM187 105H188V104H187ZM194 105H195V104H194ZM227 105H228V103H227ZM241 105H242V104H241ZM4 106H5V105H4ZM4 106H2V107H4ZM9 106H11V105H9ZM19 106H20V105H19ZM80 106H81V105H80ZM90 106H92V105H90ZM98 106H99V105H98ZM104 106H105V105H104ZM135 106H136V105H135ZM138 106H139V105H138ZM183 106H184V105H183ZM189 106H191V105H189ZM216 106H217V103H216ZM225 106H226V105H225ZM248 106H249V105H247V107H248ZM250 106H251V107H249L250 110H253V109H251V108H252V105H251V104H250ZM253 106H255V105H253ZM2 107H1V108H2ZM85 107H86V106H85ZM85 107H84V109H85ZM111 107H112V106H111ZM113 107H114V105H113ZM136 107H137V106H136ZM166 107H167V106H166ZM194 107H196V106H194ZM201 107H202V106H201ZM217 107H219V106H217ZM256 107H257V106H256ZM42 108H43V107H42ZM88 108H89V107H88ZM91 108H93V107H91ZM91 108H90V110H91ZM94 108H95V107H94ZM116 108H117V107H116ZM116 108H115V109H116ZM131 108H132V107H131ZM138 108H139V107H138ZM189 108H190V107H188L187 110H189ZM192 108H193V107H192ZM208 108H209V107H208ZM223 108H224V107H223ZM234 108H235V106H234ZM253 108H254V107H253ZM10 109H13V107L10 108ZM43 109H44V108H43ZM46 109H47V108H46ZM99 109H100V108H99ZM139 109H140V108H139ZM181 109H183V108H181ZM181 109H180V110H181ZM228 109H229V108H228ZM3 110H4V109H3ZM5 110H6V109H5ZM5 110H4V111H5ZM92 110H93V109H92ZM125 110H127V109H125ZM130 110H131V109L129 108L128 111H130ZM146 110H147V109H146ZM183 110H184V109H183ZM190 110H191V109H190ZM190 110H189V111H190ZM209 110H211V109H209ZM212 110H213V109H212ZM216 110H217V109H216ZM241 110H242V109H241ZM256 110H257V109H256ZM6 111H7V110H6ZM83 111L86 112V110H83ZM97 111H98V110H97ZM106 111H107V110H106ZM114 111H116V110H114ZM144 111H145V110H144ZM144 111H143V112H144ZM185 111H186V110H185ZM201 111H202V110H201ZM218 111H219V110H218ZM229 111H230V110H229ZM234 111H235V110H234ZM246 111H247V109H246ZM8 112H9V111H8ZM38 112H39V111H38ZM75 112H76V111H75ZM79 112H80V108H79ZM84 112H81V113L84 114ZM100 112H101V110H100ZM122 112H123V111H122ZM122 112H121V113H122ZM124 112H125V111H124ZM124 112H123V113H124ZM196 112H197V111H196ZM213 112H215V111L213 110ZM230 112H231V111H230ZM238 112H239V111H238ZM238 112H237V114H238ZM241 112H243V111H241ZM250 112H252V111H250ZM259 112H260V111H259ZM98 113H99V112H98ZM127 113H128V112H127ZM156 113H157V112H156ZM161 113H162V112H161ZM168 113H169V112H168ZM171 113H172V112H171ZM174 113H175V112H174ZM188 113L190 114V112H188ZM219 113H220V112H219ZM233 113H234V112H233ZM243 113H244V112H243ZM247 113H248V112H247ZM247 113H245V114L248 116ZM253 113H254V112H252L251 115H252ZM255 113H256V112H255ZM45 114H46V113H45ZM50 114H51V113H50ZM143 114H144V113H143ZM154 114H155V113H154ZM176 114H177V113H176ZM181 114H182V113H181ZM256 114H258V113H256ZM6 115H7V117H9L8 114H6ZM14 115H15V114H14ZM47 115H48V114H47ZM84 115L86 116V114H84ZM87 115H88V114H87ZM131 115H132V113H131ZM145 115H146V114H145ZM169 115H170V114H169ZM178 115H179V114H178ZM207 115H208V114H207ZM40 116H41V114H40ZM40 116H39L38 118H40ZM45 116H46V115H45ZM81 116H82V115H81ZM88 116H89V115H88ZM119 116H120V118H121V114H120ZM126 116H127V115H126ZM126 116H125V117H126ZM162 116H163V115H162ZM174 116H175V115H173V117H174ZM203 116H204V114H203ZM4 117H5V116H4ZM48 117H49V116H48ZM51 117H52V116H51ZM77 117H78V116H77ZM89 117H90V116H89ZM94 117H95V116H94ZM169 117H171V116H169ZM198 117H199V116H198ZM217 117H218V116H217ZM232 117H233V116H232ZM249 117H250V116H249ZM258 117H259V119H260V117H262V116H259V115H258ZM36 118H37V117H36ZM38 118H37V119H38ZM43 118H44V117H43ZM52 118H53V117H52ZM90 118H92V117H90ZM143 118H144V117H143ZM143 118H142V119H143ZM153 118H154V116H153ZM179 118H180V117H179ZM203 118H204V117H203ZM224 118H225V117H224ZM226 118H227V117H226ZM246 118H248V117H246ZM45 119H46V118H45ZM95 119H96V118H95ZM97 119H98V118H97ZM97 119H96V120H97ZM123 119H124V118H123ZM184 119H185V118H184ZM249 119H250V118H249ZM253 119H255V118H253ZM257 119H258V118H257ZM38 120H39V119H38ZM43 120H44V119H43ZM47 120H48V119H47ZM73 120H74V119H73ZM82 120H83V119H82ZM87 120H88V119H87ZM91 120H92V119H91ZM91 120H90V121H91ZM129 120H130V119H129ZM131 120H132V119H131ZM167 120H169V119H167ZM180 120H181V119H180ZM188 120H189V119H188ZM204 120H206V118H205ZM204 120H203V122H204ZM219 120H220V119H219ZM230 120H231V119H230ZM237 120H238V118H237ZM237 120H235V121H237ZM244 120H245V119H244ZM49 121H51V120H49ZM49 121H48V122H49ZM77 121H78V120H76V122H77ZM80 121H81V120H80ZM121 121H122V119H121ZM124 121H125V120H124ZM155 121H156V120H155ZM169 121L171 122V120H169ZM185 121H186V120H185ZM189 121H190V120H189ZM220 121H221V123H222V120H220ZM227 121H228V120H227ZM246 121H248L247 123H249V120H248V119L245 120V122H246ZM250 121H251V119H250ZM257 121H258V120H257ZM40 122H41V121H40ZM40 122H39V124H40ZM76 122H75V124H77ZM78 122H79V121H78ZM117 122H118V121H117ZM127 122H129V121L127 120ZM134 122H135V121H134ZM138 122H139V121H138ZM179 122H180V121H179ZM207 122H208V121H207ZM240 122H241V124L243 123L242 121H240ZM252 122H253V121H252ZM16 123H17V120H16ZM19 123H20V122H19ZM25 123H26V122H25ZM28 123H29V122H28ZM43 123H44V122H43ZM93 123H94V122H93ZM141 123H143V122H141ZM163 123H164V121H163ZM166 123H167V122H166ZM175 123H176V122H175ZM192 123H193V122H192ZM231 123H233V122L231 121ZM257 123H258V122H257ZM41 124H42V123H41ZM71 124H72V123H71ZM79 124H80V122H79ZM172 124H173V122H172ZM185 124H187V122H185ZM208 124H210V123H208ZM215 124H216V123H215ZM235 124H237V122H236ZM259 124H260V123H259ZM19 125H20V124H19ZM59 125H60V124H59ZM68 125H69V124H68ZM73 125H74V124H73ZM73 125H72V126H73ZM81 125H82V124H81ZM95 125H96V124H95ZM123 125H124V124H123ZM149 125H150V124H149ZM205 125H206V124H205ZM219 125H220V124H219ZM22 126H23V125H22ZM69 126H70V125H69ZM82 126H83V125H82ZM82 126H81V128H82ZM88 126H91V125H88ZM97 126H98V124H97ZM114 126H115V125H114ZM114 126H113V127H114ZM211 126H212V125H211ZM211 126H210V127H211ZM214 126H215V125H214ZM220 126H221V125H220ZM230 126H231V125H230ZM234 126H235V125H233V127H234ZM14 127H15V126H14ZM17 127H19V126H17ZM77 127H78V126H77ZM83 127H84V126H83ZM98 127H99V126H98ZM223 127H224V126H223ZM245 127H248V126H245ZM245 127H243V128H245ZM255 127H256V126H255ZM115 128H116V126H115ZM115 128H114V129H115ZM117 128H119V126H118ZM122 128H123V127H121V129H122ZM127 128H128V127H127ZM173 128H174V127H172V129H173ZM203 128H205V126H204ZM221 128H222V127H221ZM15 129H16V128H15ZM17 129H19V128H17ZM58 129H59V128H58ZM69 129H70V127H69ZM76 129H77V128H75V130H76ZM89 129H90V128H89ZM108 129H109V128H108ZM137 129H139V128H137ZM205 129H206V128H205ZM224 129H225V127H224ZM247 129H248V128H247ZM254 129H255V128H254ZM257 129H258V128H257ZM59 130H60V129H59ZM65 130H66V128H65ZM73 130H74V129H73ZM91 130H92V129H91ZM123 130H124V129H123ZM196 130H197V129H196ZM211 130H212V129H211ZM225 130H226V129H225ZM230 130H231V129H230ZM240 130H241V129H240ZM251 130H253V129H251ZM251 130H250V131H251ZM62 131H63V129H62ZM78 131H79V130H78ZM81 131H82V129H81ZM92 131H93V130H92ZM108 131H109V130H108ZM133 131H134V130H133ZM143 131H145V130H143ZM203 131H204V130H203ZM209 131H210V130H209ZM233 131H234V130H233ZM245 131H246V130H245ZM245 131H244V132H245ZM247 131H248V130H247ZM59 132H61V131H59ZM67 132H68V131H67ZM67 132H66V133H67ZM71 132H72V131H71ZM79 132H80V131H79ZM101 132H102V131H101ZM106 132H107V131H106ZM110 132H111V131H110ZM114 132H115V131H114ZM138 132H139V131H138ZM141 132H142V131H141ZM171 132H172V131H171ZM253 132H254V131H253ZM257 132H258V130H257ZM257 132L255 131V133H257ZM0 133H1V132H0ZM45 133H46V132H45ZM90 133H91V132H90ZM90 133H89V134H90ZM124 133H125V132H124ZM164 133H166V132H164ZM173 133H174L173 135H175V132H173ZM217 133H218V132H217ZM246 133H247V132H246ZM49 134H50V133H49ZM49 134H48V135H49ZM53 134H54V133H53ZM53 134H52V135H53ZM73 134H74V133H73ZM81 134H82V133H81ZM81 134H80V135H81ZM102 134H103V133H102ZM116 134H117V132H116ZM134 134L136 135V133H134ZM143 134H144V133H143ZM145 134H146V133H145ZM166 134H168V132H167ZM176 134H178V133H176ZM182 134H183V133H182ZM198 134H199V133H198ZM201 134H202V133H201ZM209 134H210V133H209ZM212 134H213V131H212ZM243 134H244V133H243ZM74 135H75V134H74ZM83 135H85V134H83ZM124 135H125V134H124ZM131 135L133 136L132 133H131ZM46 136H47V135H46ZM64 136H65V135H64ZM64 136H63V137H64ZM68 136H71V135H68ZM72 136H73V135H72ZM85 136H86V135H85ZM140 136H141V135H140ZM159 136H160V135H159ZM170 136H171V134H170ZM191 136H192V135H191ZM191 136H190V140H191V138H192ZM193 136H194V135H193ZM208 136H209V135H208ZM208 136H207V137H208ZM231 136H232V135H231ZM233 136H234V133H233ZM255 136H256V134H255ZM119 137H120V136H119ZM119 137H118V138H119ZM123 137H124V136H123ZM125 137H126V136H125ZM153 137H154V136H153ZM164 137H165V135H164ZM173 137H174V136H173ZM181 137H182V136H181ZM183 137H184V135H183ZM204 137H205V136H204ZM213 137H214V136H213ZM60 138H61V136H60ZM75 138H76V135H75ZM82 138H83V137H82ZM138 138H139V137H138ZM140 138H141V137H140ZM146 138H147V137H146ZM174 138H175V137H174ZM196 138H197V137H196ZM196 138H195V139H196ZM221 138H222V137H221ZM221 138H220V139H221ZM236 138H237V137H236ZM1 139H2V137H1ZM46 139H47V138H46ZM50 139H51V138H50ZM86 139H88V138H86ZM121 139H122V138H121ZM181 139H182V141L184 140L183 138H181ZM181 139H180V140H181ZM28 140H29V139H28ZM47 140H48V139H47ZM57 140H58V139H57ZM61 140H62V138H61ZM63 140H65V139H63ZM75 140H76V139H75ZM144 140H145V139H144ZM159 140H160V139H159ZM159 140H158V141H159ZM164 140H165V139H164ZM168 140H169V139H168ZM188 140H189V139H187V141H188ZM206 140H207V139H206ZM224 140H225V138H224ZM1 141H2V140H1ZM68 141H69V140H68ZM79 141H80V140H79ZM126 141H127V140H126ZM130 141H131V140H130ZM141 141H142V140H141ZM158 141H157V142H158ZM184 141H185V140H184ZM202 141H203V140H201V143H202ZM207 141H208V140H207ZM2 142H3V141H2ZM60 142H61V141H60ZM62 142H63V141H62ZM74 142H75V141H74ZM128 142H129V141H128ZM157 142H156V143H157ZM163 142H164V141H163ZM169 142H170V141H169ZM174 142H176V140H174ZM209 142H210V141H209ZM211 142H212V141H211ZM219 142H220V141H219ZM64 143H65V142H64ZM68 143H69V142H68ZM77 143H78V142H76V144H77ZM85 143H86V142H85ZM135 143H136V142H135ZM145 143H146V142H145ZM159 143H160V142H159ZM164 143H166V142H164ZM170 143H171V142H170ZM215 143H217V138H216ZM220 143H222V141H221ZM226 143H227V142H226ZM59 144H60V143H59ZM123 144H126V143H123ZM142 144H143V142H142ZM151 144H152V143H151ZM153 144H154V143H153ZM153 144H152V145H153ZM166 144H167V143H166ZM168 144H169V143H168ZM202 144H203V143H202ZM202 144H201V145H202ZM206 144H207V143H206ZM227 144H228V143H227ZM64 145H65V144H64ZM66 145H67V144H66ZM80 145H81V144H80ZM87 145H88V144H86V146H87ZM114 145H115V144H114ZM134 145H135V144H134ZM137 145H139V143H138ZM190 145H191V144H190ZM199 145H200V143H199ZM52 146H53V145H52ZM57 146H59V145H57ZM57 146H56V147H57ZM132 146H133V145H132ZM168 146H169V145H168ZM174 146H175V145H174ZM182 146H183V145H182ZM193 146H194V144H193ZM0 147H1V146H0ZM40 147H42V146H40ZM62 147H63V146H62ZM68 147H69V146H67V147H65V148H68ZM75 147H76V146H75ZM81 147H82V146H81ZM120 147H121V146H120ZM122 147H123V146H122ZM125 147H126V145H125ZM136 147H137V146H136ZM186 147H187V146H186ZM202 147H203V146H202ZM226 147H227V146H226ZM112 148H113V147H112ZM129 148H131V146H130ZM137 148H138V147H137ZM166 148H167V147H166ZM190 148H191V147H189V149H190ZM196 148H197V147H196ZM227 148H228V147H227ZM106 149H107V148H106ZM119 149H120V148H119ZM133 149H134V148H133ZM208 149H209V148H208ZM208 149H207V150H208ZM210 149H211V148H210ZM69 150H70V149H69ZM81 150H82V149H81ZM107 150H108V149H107ZM127 150H128V149H127ZM127 150H126V151H127ZM141 150H142V149H141ZM165 150H166V149H165ZM187 150H188V149H187ZM211 150H212V149H211ZM231 150H232V149H231ZM58 151H59V150H58ZM60 151H61V150H60ZM65 151L67 152L68 150L65 149ZM70 151H71V150H70ZM87 151H88V150H87ZM87 151H84V152H87ZM113 151H114V150H113ZM115 151H116V150H115ZM120 151H121V150H120ZM122 151H124V150H122ZM162 151H163V150H162ZM198 151H199V150H198ZM228 151H229V149H228ZM12 152H13V151H12ZM14 152H15V151H14ZM18 152H19V151H18ZM62 152H63V151H62ZM66 152H65V153H66ZM71 152H72V151H71ZM81 152H82V151H81ZM132 152H133V151H132ZM142 152H143V151H142ZM164 152H165V151H164ZM189 152H190V151H189ZM189 152H188V153H189ZM201 152H203V151L201 150ZM253 152H255V151H253ZM22 153H24V152H22ZM59 153H60V152H59ZM59 153H58V154H59ZM73 153H75V152H73ZM104 153H105V152H104ZM118 153H119V151H118ZM162 153H163V152H162ZM165 153H166V152H165ZM188 153H187V154H188ZM195 153H196V151H195ZM71 154H72V153H71ZM71 154H69V155H71ZM82 154H83V153H82ZM132 154H133V153H131L130 155H132ZM183 154H185V153H183ZM187 154H186V155H187ZM201 154H203V153H201ZM7 155H8V154H7ZM18 155H19V154H18ZM104 155H105V154H104ZM106 155H107V154H106ZM113 155H114V154H113ZM116 155H117V154H116ZM119 155H120V154H119ZM127 155H128V154H127ZM162 155H163V154H162ZM233 155H234V154H233ZM239 155H240V154H239ZM19 156H21V155H19ZM64 156H66V154H65ZM114 156H115V155H114ZM142 156H143V155H142ZM177 156H178V155H177ZM183 156H184V155H183ZM187 156H188V155H187ZM227 156H228V155H227ZM0 157H1V156H0ZM2 157H3V156H2ZM2 157H1V158H2ZM10 157H11V156H10ZM12 157H13V156H12ZM47 157H48V156H47ZM74 157H75V156H74ZM74 157H73V158H74ZM76 157H77V156H76ZM84 157H85V156H84ZM119 157H120V156H119ZM123 157H124V156H123ZM123 157H121V158H123ZM132 157H133V155H132ZM132 157H131V158H132ZM180 157L182 158V156H180ZM199 157H200V156H199ZM223 157H225V156H223ZM232 157H233V156H232ZM49 158H50V157H49ZM62 158H63V157H62ZM67 158H69V157H67ZM86 158H87V157H86ZM86 158H85V159H86ZM176 158H177V157H176ZM181 158H180V159H181ZM16 159H17V158H16ZM42 159H43V158H42ZM63 159H64V158H63ZM123 159L125 160V158H123ZM134 159H135V158H134ZM177 159H178V158H177ZM190 159H191V158H189V162H190ZM241 159L243 160V159H244V156H242V158H240V160H241ZM17 160H18V159H17ZM20 160H21V158H20ZM81 160H82V159H81ZM109 160H110V158H109ZM185 160H186V159H185ZM232 160H233V159H232ZM235 160H236V158H235ZM1 161H2V159H1ZM6 161H7V160H6ZM8 161H9V160H8ZM18 161H19V160H18ZM24 161H25V160H24ZM66 161H67V160H66ZM116 161H118V160H116ZM116 161H115V162H116ZM120 161H121V160H120ZM181 161H183V160H181ZM181 161H180V162H181ZM191 161H192V160H191ZM195 161H197V158H196ZM226 161H227V159H226ZM233 161H234V160H233ZM236 161H237V160H236ZM238 161H239V160H238ZM245 161H246V160H244V162H245ZM22 162H23V161H22ZM122 162H123V161H122ZM131 162H132V164H133L134 161H131ZM217 162H218V161H217ZM222 162H223V161H222ZM222 162H221V163H222ZM227 162H228V161H227ZM239 162H240V161H239ZM249 162H250V161H249ZM6 163H7V162H6ZM10 163H11V162H10ZM10 163H8V164L10 165ZM19 163H20V162H19ZM118 163H119V162H118ZM126 163H127V162H126ZM126 163H125V164H126ZM199 163H200V162H199ZM51 164H52V163H51ZM127 164H128V163H127ZM226 164H227V163H226ZM231 164H232V163H231ZM18 165H19V164H18ZM22 165H23V164H22ZM216 165H217V164H216ZM6 166H7V165H6ZM238 166L241 168L240 165H238ZM10 167H11V166H10ZM20 167H21V166H20ZM20 167H18V168H20ZM131 167H132V166H131ZM193 167H194V166H193ZM236 167H237V166H236ZM24 168H25V166H24ZM221 168H222V167H221ZM231 168H232V167H231ZM233 168H235V167L233 166ZM248 168H250V167H248ZM248 168H247V169H248ZM12 169H13V167H12ZM80 169H81V168H80ZM243 169H244V168H243ZM15 170L17 171V169H15ZM15 170H14V171H15ZM18 170H19V169H18ZM224 170H225V169H224ZM249 170H250V169H249ZM252 170H254V169L252 168ZM10 171H11V170H10ZM21 171H23V170H21ZM26 171H27V169H26ZM222 171H223V170H222ZM227 171H228V170H227ZM237 171H239V170H237ZM241 171H242V170H241ZM241 171H240V172H241ZM243 171H245V170H243ZM220 172H221V171H220ZM248 172H249V171L247 170V173H248ZM18 173H19V172H18ZM18 173H17V174H18ZM27 173H28V172H27ZM223 173H224V172H223ZM229 173H232V172H228L227 174H229ZM17 174H16V175H17ZM21 174H23V173H21ZM21 174H20V175H21ZM248 174H249V173H248ZM7 175H8V173H7ZM7 175H6V176H7ZM9 175H10V174H9ZM20 175H19V176H20ZM167 175H168V174H167ZM186 175H187V174H186ZM197 175H199V174H197ZM243 175H244V174H243ZM10 176H11V175H10ZM23 176H24V175H23ZM23 176H22V178H23ZM190 176H191V175H190ZM96 177H97V176H96ZM174 177H175V176H174ZM179 177H180V176H179ZM194 177H195V176H194ZM197 177H200V176H197ZM247 177H248V176H247ZM255 177H256V176H255ZM41 178H42V177H41ZM203 178H204V177H203ZM17 179H20V178L18 177ZM44 179H45V178H44ZM169 179H172L171 176H170ZM12 180H13V179H12ZM12 180H8V181H12ZM15 180H16V179H15ZM48 180H49V179H48ZM217 180H218V178H217ZM168 181H169V180H168ZM174 181H177V180L174 179ZM201 181H202V180H201ZM205 181H206V180H205ZM215 181H216V180H215ZM3 182H4V181H3ZM5 182H7V181H5ZM16 182H17V181H16ZM171 182H173V181H171ZM193 182H194V181H193ZM193 182H192V183H193ZM250 182L252 183V181H250ZM10 183H11V182H10ZM20 183H21V182H20V180H19V184H20ZM59 183H60V182H59ZM61 183H62V182H61ZM124 183H125V182H124ZM167 183H169V182H167ZM19 184H18V185H19ZM21 184H22V183H21ZM57 184H58V183H57ZM57 184H55V185H57ZM173 184H174V183H173ZM187 184H189V183H187ZM197 184H199V183H197ZM204 184H205V183H204ZM221 184H222V183H221ZM58 185H60V184H58ZM170 185H171V184H170ZM177 185H178V184H177ZM252 185H253V184H252ZM256 185H257V184H256ZM23 186H24V185H23ZM197 186H198V185H197ZM197 186H194V187H197ZM208 186H209V185H208ZM213 186H214V185H213ZM26 187H27V186H26ZM63 187H64V186H63ZM63 187H62V188H63ZM118 187H119V186H118ZM169 187H170V186H169ZM172 187H173V186H172ZM175 187H176V186L174 185V188H175ZM179 187H180V186H179ZM200 187H201V186H199V190H200ZM209 187H210V186H209ZM223 187H224V186H223ZM255 187H256V186H255ZM14 188H15V187H14ZM18 188H19V187H18ZM59 188H60V186H59ZM135 188H136V187H135ZM184 188H185V187H184ZM191 188H192V187H191ZM197 188H198V187H197ZM243 188H244V187H243ZM256 188H257V187H256ZM10 189H11V188H10ZM23 189L25 190L26 188H23ZM206 189H207V188H206ZM215 189H216V188H215ZM250 189H251V188H250ZM253 189H255V188H253ZM11 190H12V189H11ZM17 190H18V189H17ZM19 190H20V188H19ZM24 190H22V191H24ZM175 190H176V189H175ZM180 190H182V189H180ZM218 190H220V189H218ZM218 190L216 189V191H218ZM257 190H258V189H257ZM63 191H64V190H63ZM66 191H68V189H67ZM171 191H172V190H171ZM227 191H228V190H227ZM241 191H242V190H241ZM245 191H247V190H245ZM15 192H16V191H15ZM15 192H14V194H15ZM59 192H60V191H59ZM69 192H70V191H69ZM69 192H68V193H69ZM71 192H72V190H71ZM150 192H151V190H150ZM173 192L177 193V191H173ZM178 192H179V191H178ZM210 192H211V189H210ZM213 192H214V191H213ZM230 192H231V190H230ZM234 192H235V191H234ZM234 192H233V193H234ZM237 192H238V190H237ZM16 193H17V192H16ZM65 193H66V192H65ZM77 193H78V192H77ZM146 193H147V192H146ZM158 193H161V192H158ZM164 193H165V192H164ZM168 193H169V192H168ZM183 193H184V192H183ZM193 193H194V191H193ZM207 193H208V192H207ZM207 193H204V194L207 195ZM218 193H219V192H218ZM223 193H224V192H223ZM233 193H232V194H233ZM254 193H255V192H254ZM19 194H20V193H19ZM19 194H18V195H19ZM177 194H178V193H177ZM185 194H186V193H185ZM185 194H184V195H185ZM188 194H189V195H192V194H190V193H188ZM198 194H199V193H198ZM214 194H215V193H214ZM238 194H241V193H238ZM242 194H243V193H242ZM10 195L13 196V194H10ZM53 195H54V194H53ZM62 195H63V194H62ZM65 195H67V194H65ZM169 195H170V194H169ZM173 195H174V194H173ZM182 195H183V194H182ZM182 195H181V198H182ZM184 195H183V196H184ZM208 195H209V194H208ZM228 195H230V193H228ZM248 195H249V194H248ZM250 195H251V193H250ZM253 195H254V194H253ZM253 195H252V196H253ZM12 196H11V198H12ZM70 196H71V195H70ZM149 196H150V195H149ZM187 196H188V195H187ZM196 196H197V194H196ZM215 196H217V195H214L213 197H215ZM234 196H235V195H234ZM246 196H247V195H246ZM255 196H257V195L255 194ZM43 197H45V196H43ZM68 197H69V196H68ZM68 197H67V198H68ZM154 197H155V194H154ZM178 197H180V196H178ZM188 197H189V196H188ZM194 197H195V196H194ZM225 197H226V196H225ZM228 197H230V196H228ZM257 197H259V196H257ZM145 198H146V197H145ZM147 198H148V197H147ZM198 198H199V196H198ZM200 198H201V197H200ZM236 198H237V197H236ZM7 199H8V198H7ZM16 199H17V198H16ZM185 199H186V198H185V196H184V200H185ZM208 199H209V198H208ZM222 199H223V198H222ZM228 199H230V198H228ZM248 199H249V198H248ZM253 199H254V198H253ZM260 199H262V198H260ZM0 200H1V199H0ZM179 200H180V199H179ZM186 200H187V199H186ZM191 200H193V198H191ZM198 200H199V199H198ZM141 201H142V200H141ZM148 201H150V200H148ZM176 201H177V200H176ZM181 201H182V199H181ZM203 201H204V200H203ZM234 201H235V200H234ZM166 202H167V201H166ZM169 202H170V200H169ZM172 202H173V201H172ZM179 202H180V201H179ZM185 202H186V201H185ZM195 202L197 203V200H196ZM208 202H209V201H208ZM217 202H218V201H217ZM221 202H222V201H221ZM226 202H227V201L225 200V203H226ZM255 202H256V201H255ZM260 202H262V200H261ZM4 203H6V201H4ZM4 203H3V205H4ZM17 203H18V202H17ZM151 203H153V202H151ZM187 203H188V202H187ZM215 203H216V202H215ZM235 203H236V202H235ZM251 203H252V201H251ZM251 203H249V204H251ZM9 204H10V203H9ZM181 204H182V202H181ZM200 204H201V203H200ZM233 204H234V203H233ZM1 205H2V203H1ZM80 205H81V204H80ZM144 205H145V204H144ZM173 205H174V204H173ZM214 205H215V204H214ZM237 205H238V204H237ZM10 206H11V204H10ZM13 206H14V205H13ZM21 206H22V205H21ZM187 206L189 207V205H187ZM193 206H194V205H193ZM193 206H192V207H193ZM195 206H196V205H195ZM211 206H212V205H211ZM231 206H232V205H231ZM252 206H253V203H252ZM260 206H261V205H260ZM1 207H2V206H1ZM164 207L166 208V206H164ZM208 207L210 208V206H208ZM238 207H239V206H238ZM243 207H244V206H243ZM12 208H13V207H11V209H12ZM20 208H21V207H20ZM122 208H123V207H122ZM143 208H144V207H143ZM184 208H185V207H184ZM206 208H207V207H206ZM226 208H227V207H226ZM246 208L248 209V207H246ZM250 208H251V207H250ZM262 208H263V207H262ZM9 209H10V208H9ZM21 209H22V208H21ZM21 209H20V210H21ZM146 209H147V208H146ZM191 209H192V208H191ZM191 209H189V211H190ZM232 209H233V208H232ZM238 209H239V208H238ZM20 210H17V211H20ZM142 210H143V209H142ZM168 210H169V209H168ZM187 210H188V209H187ZM209 210H210V209H209ZM240 210H241V209H240ZM243 210H244V209H242L241 211H243ZM250 210H251V209H250ZM259 210H260V209H259ZM259 210H258V212H259ZM98 211H99V210H98ZM155 211H157V209H156V210L153 209V212H154V213H156ZM191 211H192V210H191ZM231 211H232V210H231ZM150 212H152V211H150ZM175 212H176V211H175ZM180 212H181V211H180ZM182 212H183V211H182ZM185 212H186V211H185ZM185 212H184V213H185ZM208 212H209V211H208ZM6 213H7V212H6ZM96 213H97V212H96ZM130 213H131V212H130ZM178 213H179V212H178ZM241 213H242V212H241ZM244 213H245V211H244ZM172 214H173V213H172ZM175 214H176V213H175ZM175 214H173V215H175ZM234 214H235V213H234ZM246 214H247V213H246ZM249 214H250V213H249ZM258 214H259V213H258ZM261 214H262V213H261ZM144 215H145V214H144ZM153 215H154V214H153ZM155 215H156V214H155ZM162 215H164V214H162ZM189 215H190V213H189ZM247 215H248V214H247ZM247 215H246V216H247ZM190 216H191V215H190ZM128 217H129V216H128ZM145 217H146V216H145ZM152 217H153V216H152ZM152 217H151V218H152ZM159 217H162V216H159ZM203 217H204V216H203ZM236 217H238V215H237ZM259 217H260V216H259ZM98 218H99V217H98ZM244 218H245V217H244ZM248 218H249V217H248ZM154 219H155V218H154ZM160 219H161V218H160ZM190 219H191V218H190ZM195 219H196V216H195ZM236 219H239V218H236ZM263 219H264V218H263ZM96 220H97V219H96ZM96 220H95V221H96ZM168 220H169V219H168ZM171 220H172V219H171ZM173 220H174V218H173ZM196 220H197V219H196ZM199 220H200V219H199ZM249 220H250V219H249ZM148 221H149V220H148ZM166 221H167V220H166ZM241 221H242V220H241ZM247 221H248V220H247ZM250 221H253V222H254L255 220H250ZM149 222H150V221H149ZM162 222H163V220H162ZM168 222H169V221H168ZM179 222H180V221H179ZM181 222H182V221H181ZM238 222H239V221H238ZM245 222H246V221H245ZM258 222H259V221H258ZM93 223H94V222H93ZM97 223H98V222H97ZM151 223H152V222H151ZM174 223H175V222H174ZM174 223H173V225H174ZM100 224H101V223H100ZM154 224H155V223H154ZM154 224H153V225H154ZM179 224H181V223H179ZM201 224H202V223H201ZM236 224H237V223H236ZM249 224H250V223H249ZM259 224H260V223H259ZM41 225H42V223H41ZM159 225H160V224H159ZM260 225H261V224H260ZM262 225H263V224H262ZM97 226H98V225H97ZM177 226H178V225H177ZM198 226H199V225H198ZM198 226H197V227H198ZM203 226H204V225H203ZM231 226H232V225H231ZM237 226H238V225H237ZM143 227H144V226H143ZM148 227H149V226H148ZM166 227H167V224H166ZM172 227H173V226H172ZM174 227H175V226H174ZM228 227H229V226H228ZM248 227H249V226H248ZM251 227H252V226H251ZM184 228H185V227H184ZM188 228L190 229V227H188ZM252 228H253V227H252ZM262 228H263V226H262ZM149 229H150V227H149ZM185 229H186V228H185ZM189 229H188V231H189ZM198 229H199V228H198ZM229 229H230V228H229ZM239 229H240V228H239ZM138 230H139V229H138ZM159 230H160V229H159ZM159 230H158V231H159ZM190 230H191V229H190ZM196 230H197V229H196ZM230 230H231V229H230ZM256 230H257V229H256ZM148 231H149V230H148ZM150 231H152V230H150ZM162 231H163V230H162ZM171 231H172V230H171ZM205 231H206V230H205ZM126 232H127V231H126ZM126 232H125V233H126ZM174 232H176V231H174ZM182 232H183V231H182ZM213 232H214V231H213ZM215 232H216V231H215ZM227 232H228V231H227ZM246 232H247V231H246ZM166 233H168V232H166ZM183 233H184V232H183ZM188 233H189V232H188ZM247 233H248V232H247ZM130 234H131V233H130ZM162 234H163V233H162ZM168 235H169V234H168ZM186 235H187V234H186ZM203 235H204V234H203ZM205 235H207V234H205ZM212 235H213V234H212ZM242 235H244V234H242ZM245 235H246V234H245ZM263 235H264V233H263ZM126 236H127V235H126ZM177 236H178V235H177ZM187 236H188V235H187ZM189 236H190V235H189ZM192 236H193V235H192ZM192 236H191V237H192ZM226 236H228V235H226ZM238 236H239V235H238ZM129 237H130V236H129ZM151 237H152V235H151ZM161 237H162V236H161ZM165 237H166V235H165ZM167 237H168V236H167ZM194 237H195V236H194ZM194 237H192V238H194ZM246 237H247V236H246ZM249 237H250V236H249ZM157 238H158V237H157ZM171 238H172V237H171ZM173 238H175V237H173ZM192 238H191V239H192ZM195 238H197V237H195ZM199 238H202V237H199ZM211 238H213V237H211ZM220 238H221V236H220ZM222 238H223V237H222ZM228 238H229V237H228ZM239 238H240V237H239ZM143 239L145 240V238H143ZM177 239H178V238H177ZM197 239H198V238H197ZM206 239H207V237H206ZM215 239L217 240L218 237H216ZM236 239H237V237H236ZM236 239H235V240H236ZM115 240H116V239H115ZM128 240H129V239H128ZM179 240H180V239H179ZM186 240H188V239H186ZM219 240H220V239H219ZM232 240H233V238H232ZM252 240H253V239H252ZM125 241H126V240H125ZM125 241H124V242H125ZM129 241H131V240H129ZM129 241H128V242H129ZM149 241H150V240H149ZM155 241H156V240H155ZM170 241H171V240H170ZM198 241H199V239H198ZM204 241H205V240H204ZM204 241H203V243H204ZM221 241H222V239H221ZM225 241H226V240H225ZM229 241H230V240H229ZM229 241H228V242H229ZM236 241H237V240H236ZM142 242H144V241H142ZM146 242H147V241H146ZM152 242H153V240H152ZM152 242H151V243H152ZM188 242H190V241H188ZM206 242H209V241H206ZM211 242H212V240H211ZM231 242L233 243V241H231ZM238 242H239V240H238ZM240 242H241V240H240ZM247 242H248V240H247ZM125 243H126V242H125ZM155 243H157V242H155ZM168 243H169V242H168ZM178 243H180V242H178ZM191 243H193V242L191 241ZM203 243H202V244H203ZM213 243H214V242H213ZM115 244H116V243H115ZM145 244H146V243H145ZM171 244H172V242H171ZM180 244H182V243H180ZM184 244H185V243H184ZM195 244H197V243H194L193 245H195ZM199 244H200V243L198 242V245H199ZM209 244H210V243H209ZM214 244H215V243H214ZM214 244H213V245H214ZM241 244H242V243H241ZM243 244H244V242H243ZM246 244H247V243H246ZM246 244H245V245H246ZM141 245H143V244H141ZM141 245H140V246H141ZM155 245H157V244H155ZM160 245H161V244H160ZM160 245H159V247H162V246H160ZM165 245H166V244H165ZM172 245H173V244H172ZM198 245H197V246H198ZM200 245H201V244H200ZM207 245H208V244H207ZM231 245H232V244H231ZM234 245L237 246L236 244H234ZM152 246H153V245H152ZM168 246H169V245H168ZM173 246H174V245H173ZM188 246H189V244H188ZM214 246H215V245H214ZM214 246L211 245L210 247L212 248V247H214ZM119 247H120V246H118V248H119ZM146 247H147V245L145 246V248H146ZM169 247H170V246H169ZM218 247H219V246H218ZM218 247H217V248H218ZM225 247H226V246H225ZM238 247H239V246H238ZM240 247H241V245H240ZM147 248H148V247H147ZM147 248H146V249H147ZM162 248H163V247H162ZM162 248H161V249H162ZM171 248H172V247H171ZM183 248H184V245H183ZM214 248H215V247H214ZM226 248H227V247H226ZM121 249H122V248H121ZM140 249H141V247H140ZM149 249H152V248H149ZM174 249H175V248H174ZM199 249H200V248H199ZM154 250H155V249H154ZM166 250H167V248H166ZM178 250H179V249H178ZM208 250H209V248H208ZM213 250H214V249H213ZM219 250H220V248H219ZM72 251H74V250L72 249ZM147 251H148V249H147ZM173 251H174V250H173ZM175 251H176V250H175ZM217 251H218V250H217ZM221 251H222V250H221ZM145 252H146V251H145ZM145 252H144V253H145ZM151 252H153V251H151ZM159 252H160V251H159ZM215 252H216V251H215ZM222 252H223V251H222ZM222 252H221V253H222ZM225 252H227V251H225ZM137 253H138V252H137ZM161 253H162V252H161ZM167 253H168V252H167ZM178 253H179V251H178ZM202 253H203V252H202ZM210 253L212 254V252H210ZM213 253H214V252H213ZM232 253H233V252H232ZM242 253H243V252H242ZM151 254H152V253H151ZM173 254H174V253H173ZM203 254H204V253H203ZM226 254H227V253H226ZM245 254H246V253H245ZM70 255H71V254H70ZM138 255H139V254H138ZM140 255H142V254H140ZM149 255H150V254H149ZM207 255H209V254H207ZM258 255H259V253L257 254V256H258ZM121 256H122V255H121ZM123 256H124V255H123ZM150 256H151V255H150ZM155 256H157V255H155ZM155 256H154V257H155ZM237 256H238V255H237ZM237 256H236V257H237ZM247 256H248V255H247ZM257 256H256V257H257ZM145 257H146V256H145ZM151 257H152V256H151ZM157 257H158V256H157ZM169 257H171V256H169ZM172 257H174V256H172ZM182 257H183V255H182ZM210 257H211V255H210ZM231 257H232V255H231ZM234 257H235V256H234ZM236 257H235V258H236ZM263 257H264V256H263ZM160 258H161V257H160ZM167 258H168V257H167ZM183 258H184V257H183ZM229 258H230V256H229ZM124 259H125V258H124ZM174 259H175V258H174ZM202 259H203V257H202ZM236 259H237V258H236ZM260 259H263V258H260ZM170 260H171V258H170ZM186 260H187V259H186ZM243 260H244V259H243ZM128 261H129V260H128ZM128 261H127V262H128ZM179 261L181 262V260H178V262H179ZM188 261H189V260H188ZM206 261H207V260H206ZM244 261H245V260H244ZM249 261H250V260H249ZM258 261H259V260H258ZM124 262H125V261H124ZM129 262H130V261H129ZM158 262H159V261H158ZM164 262H165V261H164ZM164 262H163V263H164ZM171 262H172V261H171ZM171 262H170V263H171ZM203 262H204V261H203ZM232 262H234V261H232ZM250 262H251V261H250ZM167 263H168V262H167ZM167 263H166V264H167ZM176 263H177V262H176ZM189 263H191V262H189ZM234 263H235V262H234ZM255 263H256V262H255ZM127 264H128V263H127ZM174 264H175V263H174ZM180 264H181V263H180ZM184 264H185V263H184ZM246 264H250V263L247 262ZM258 264H260V263H258Z\"/></svg>",
    "mask_w": 264,
    "mask_h": 264
}]
</instances>
